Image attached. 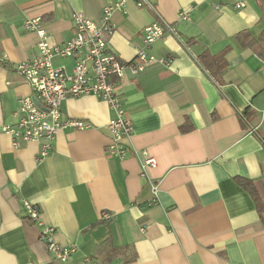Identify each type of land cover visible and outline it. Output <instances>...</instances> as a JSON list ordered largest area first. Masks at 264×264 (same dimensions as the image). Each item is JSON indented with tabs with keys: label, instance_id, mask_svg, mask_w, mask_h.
<instances>
[{
	"label": "crops",
	"instance_id": "0c3cea01",
	"mask_svg": "<svg viewBox=\"0 0 264 264\" xmlns=\"http://www.w3.org/2000/svg\"><path fill=\"white\" fill-rule=\"evenodd\" d=\"M147 1L0 0V264H62L48 251L46 228L59 246L78 247L67 264H264V60L237 39L251 32L264 45V0ZM120 3L110 48L124 62L144 48L146 26L175 33L166 28L148 50L170 67L111 79L133 126L126 158L110 154L114 114L94 97L63 103L64 118L88 128L60 131L45 159L39 143L14 146L1 127L20 98L36 96L14 68L39 55L24 21L41 18L50 44L61 46L75 36V11L100 23ZM205 53L223 55L226 70L209 72ZM54 65L71 71L74 61ZM143 151L157 162L147 177ZM25 202L40 208L38 222Z\"/></svg>",
	"mask_w": 264,
	"mask_h": 264
},
{
	"label": "built area",
	"instance_id": "2783aa9c",
	"mask_svg": "<svg viewBox=\"0 0 264 264\" xmlns=\"http://www.w3.org/2000/svg\"><path fill=\"white\" fill-rule=\"evenodd\" d=\"M134 1L138 8L150 7L147 0ZM121 6L122 3L106 7L100 23L91 21L81 11H75V36L61 46L50 44L49 34L44 29L41 18L24 21V27L36 32L39 37V55L16 63L14 68L26 79L36 96L20 98L12 121L4 123L1 127L2 132L13 139L14 146L19 142L39 143L38 159H45L50 155L52 144L60 131L71 127L79 130L88 128L84 122L65 119L63 103L68 98L94 97L105 102L114 114L108 124L111 134V143L108 146L110 154L120 160L126 158L128 147L125 142L132 137L133 126L126 116L120 85L112 83L111 79L116 77L121 82L126 72L136 78L152 66L170 67L173 60L159 58L148 52L167 32L158 22L144 28V48L138 52L136 60L124 62L111 50L110 39L116 29L110 24V16L114 9ZM245 6L244 1L235 4L238 9ZM180 17L188 19V14L182 13ZM167 29L175 34L172 28ZM56 58L72 59V70L68 71L65 66L56 67ZM138 156L141 159L142 176L147 177V169L155 168L157 162L146 151L138 152ZM152 189L156 195L158 188L152 184ZM25 210L31 221H39L40 208L37 205L25 202ZM102 219L111 221L112 216L105 213ZM53 235L52 228L44 230L43 237L48 251L59 263H69L78 252V247H61L53 241Z\"/></svg>",
	"mask_w": 264,
	"mask_h": 264
},
{
	"label": "trees",
	"instance_id": "16d2710c",
	"mask_svg": "<svg viewBox=\"0 0 264 264\" xmlns=\"http://www.w3.org/2000/svg\"><path fill=\"white\" fill-rule=\"evenodd\" d=\"M238 41L242 43L243 46L252 49L258 56H260L264 60V45L260 39H257L253 36L251 32L241 33L237 37ZM201 62L206 66L209 72L214 73V75L222 74L226 68L228 67V63L224 56H211L208 53H205L201 57ZM209 64L210 66H208ZM249 112L243 113L242 120L243 122L249 121L247 114ZM254 198L258 202V196L254 195Z\"/></svg>",
	"mask_w": 264,
	"mask_h": 264
},
{
	"label": "water",
	"instance_id": "95a60500",
	"mask_svg": "<svg viewBox=\"0 0 264 264\" xmlns=\"http://www.w3.org/2000/svg\"><path fill=\"white\" fill-rule=\"evenodd\" d=\"M149 5H150V4H149ZM150 7H151V6H150ZM164 25H165L166 28H169V26H167L166 24H164ZM38 103H39V102L37 101V104H38Z\"/></svg>",
	"mask_w": 264,
	"mask_h": 264
}]
</instances>
